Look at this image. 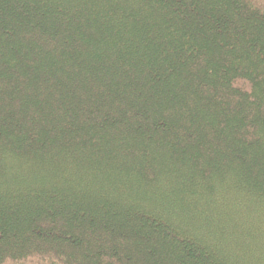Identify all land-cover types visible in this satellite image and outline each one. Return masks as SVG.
<instances>
[{
    "label": "trees",
    "instance_id": "16d2710c",
    "mask_svg": "<svg viewBox=\"0 0 264 264\" xmlns=\"http://www.w3.org/2000/svg\"><path fill=\"white\" fill-rule=\"evenodd\" d=\"M0 264H264V0H0Z\"/></svg>",
    "mask_w": 264,
    "mask_h": 264
}]
</instances>
